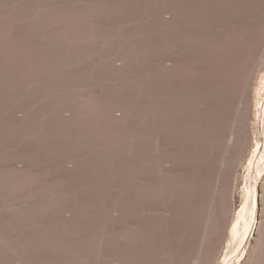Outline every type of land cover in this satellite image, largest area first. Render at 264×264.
<instances>
[{
  "label": "rangeland",
  "instance_id": "1",
  "mask_svg": "<svg viewBox=\"0 0 264 264\" xmlns=\"http://www.w3.org/2000/svg\"><path fill=\"white\" fill-rule=\"evenodd\" d=\"M258 141L264 0H0V264H264Z\"/></svg>",
  "mask_w": 264,
  "mask_h": 264
},
{
  "label": "bare ground",
  "instance_id": "2",
  "mask_svg": "<svg viewBox=\"0 0 264 264\" xmlns=\"http://www.w3.org/2000/svg\"><path fill=\"white\" fill-rule=\"evenodd\" d=\"M252 105H253V104H252ZM252 107H253V106H251V108H252ZM251 110H252V109H251ZM250 113H251V114H250L251 116H249V121H248V122H250V123H248V124H250V128H251V129H250V128H249V129L252 130V120H254V112H251V111H250ZM249 140H250V139H249ZM251 141H252V140H251ZM250 143H251V142H250ZM252 143H253V142H252ZM258 143H259V141L257 142V145H256V146H255V144H254L255 148H254V150H252V155H250V156H251V157H250V165H252L253 168H255V169L258 170L257 175H258L259 177H262V180H264V174H263V175L260 174V173H261L260 171H261V169H262L261 167L264 166V164L262 163V160L264 159V144H261V143H260V144H261V145H260V144H258ZM252 146H253V144H252ZM249 148H250V147H249ZM250 149H251V148H250ZM250 149H248V150H250ZM252 149H253V148H252ZM250 153H251V152H250ZM239 164H240V163H239ZM261 164H263V165H261ZM252 167H251V168H252ZM235 174H237L236 176L239 175V174L236 173V172H235ZM235 174H234V177H235V179H236ZM237 178H238V177H237ZM233 179H234V178H233ZM262 180H261V183L264 184V182H262ZM234 181H237V180H234ZM259 181H260V180H259ZM233 186H234V185H233ZM233 186H232V187H233ZM234 188H235V187H234ZM262 188H263V187H262V184H259L258 194H259V195L262 194V196H263V193H262L263 191H262V190H264V189H262ZM232 191H233V190H232ZM232 191H230V192H232ZM243 191H244V190H243ZM243 193H244V192H243ZM232 195H234V194H232ZM232 195H230V196H231V199L234 197V196L232 197ZM262 196H261V197H262ZM261 197H260V198H261ZM263 197H264V196H263ZM260 198H259V200H261ZM263 199H264V198H263ZM232 200H233V202H234V199H232ZM230 202H231V201H230ZM259 203H261V201H260ZM263 204H264V203H263ZM263 204H261V205H263ZM214 205H215V204H214ZM232 206H233V203H232ZM263 206H264V205H263ZM233 208H234V207H233ZM233 208H232V211H233ZM214 209H215V208H214ZM230 210H231V209H230ZM257 211H258V210H257ZM254 212H255V211H254ZM229 213H230V214H229ZM228 214H229V216H231L230 219H229V217H228V221H230L229 224H232L235 215H232L233 212H230V211L228 212ZM259 214H260V213H259ZM260 217H261V216H260ZM262 217H263V216H262ZM260 219H261V218H259V220H258L259 222H260ZM261 221H262V219H261ZM227 224H228V223H227ZM259 224H260V223H259ZM227 227H228V226H227ZM258 227H259V226H258ZM260 227H261V226H260ZM257 230H260V229H257ZM226 232H227V230L224 231V234H225ZM255 232H256V231H255ZM258 232H259V231H258ZM226 234H227V233H226ZM226 234H225V235H226ZM225 235H224V236H225ZM263 235H264V234H263ZM224 236H223V237H224ZM255 236H258V237H259L260 235H257V232H256ZM225 237H226V236H225ZM255 238H256V237H255ZM260 239H261V238H260ZM260 239H259V240H260ZM224 240H225V238L223 239V242H225ZM252 241H253V240H252ZM254 241H255V239H254ZM256 241H258V239H256ZM256 243H258V242H256ZM259 243H260V242H259ZM259 243H258V244H259ZM262 243H263V242H262ZM223 244H224V243H222L221 248H222ZM252 244H253V242H252ZM254 245H256V244L254 243ZM260 245H261V243H260ZM262 245H263V244H262ZM252 246H253V245H252ZM252 246H251V248H252V249L254 248V251H255V249H256L255 247H256V246H255V247H254V246L252 247ZM251 248H250V249H251ZM257 248H258V247H257ZM250 249H249V250H250ZM252 249H251V250H252ZM259 249H260V248H259ZM221 250H222V249H221ZM261 250H262V249H261ZM218 251H219V250H217V253H218ZM256 252H257V251H256ZM259 252H260V251H259ZM248 253H249V252H248ZM248 253H247V254H248ZM252 253H253V252H252ZM252 253H249V255H252ZM262 253H263V252H262ZM247 254H246V255H247ZM216 255H218V254H216ZM255 255H257V257H259V256H258L259 254H255ZM262 255H263V254H262ZM254 257H255V256H254ZM248 258H250V256H248ZM248 258H247L246 260H244V262L247 261ZM261 258H262V257H261ZM199 259H200V257H199ZM216 259H217V258L215 257V261H216ZM254 259H256V258H254ZM254 259H253V261H254ZM213 260H214V259H213ZM261 260H262V259H261ZM196 261H198V260H197V257H196ZM199 261H200V260H199ZM215 261L212 262V264L215 263ZM256 261H257V260H256ZM256 261H255L254 263H252V264H255ZM259 261H260V259H259ZM259 261H258V262H259ZM191 262H192V261H191ZM260 262H261V261H260ZM262 262H263V260H262ZM199 263H200V262H199ZM199 263H197V264H199ZM245 263H248V262H245ZM249 263L251 264L250 261H249ZM190 264H191V263H190ZM256 264H257V263H256ZM261 264H262V263H261Z\"/></svg>",
  "mask_w": 264,
  "mask_h": 264
}]
</instances>
